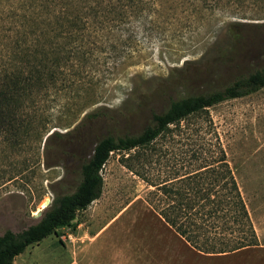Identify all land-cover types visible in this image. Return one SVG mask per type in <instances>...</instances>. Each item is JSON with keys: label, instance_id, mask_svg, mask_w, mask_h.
Listing matches in <instances>:
<instances>
[{"label": "rangeland", "instance_id": "rangeland-1", "mask_svg": "<svg viewBox=\"0 0 264 264\" xmlns=\"http://www.w3.org/2000/svg\"><path fill=\"white\" fill-rule=\"evenodd\" d=\"M243 4L247 16L240 20L251 24L242 43L229 38L224 28L232 19L220 14L209 18L211 28L195 23L197 16L182 9L168 21L162 13L151 15L138 26V42L131 49L140 52V59L114 77L102 72L108 64L92 74L103 87L99 104L89 111L101 107L104 118L79 125L86 112L71 97L69 108L56 106L50 112L60 126L54 130L70 135L52 139L48 147L28 143L9 159L0 146V235L37 224L55 198L73 193L82 164L101 139L138 135L172 101L222 90L264 67V0ZM34 6V0H0V64L7 63L20 20ZM171 130L139 150L138 158H129L137 151L112 153L102 171L100 199L69 226L29 246L14 264H264V88L210 107ZM212 145L224 151L259 244L227 256L193 250L154 211L150 193L155 187L136 174L161 182L180 168L179 175L192 171V151Z\"/></svg>", "mask_w": 264, "mask_h": 264}, {"label": "trees", "instance_id": "trees-1", "mask_svg": "<svg viewBox=\"0 0 264 264\" xmlns=\"http://www.w3.org/2000/svg\"><path fill=\"white\" fill-rule=\"evenodd\" d=\"M250 1L34 0L33 11L20 20L7 63L0 64L3 155L9 159L28 143L48 147L52 139L70 135L71 131L54 130L60 126L53 123L56 119L50 112L56 106L69 108L67 100L71 97L76 96L82 102L77 104L79 111L86 112L79 125L104 118L101 107L89 111L99 104L103 87L92 74L99 72L98 66L108 64L102 72L114 77L125 65H134L141 57L140 52L131 50L138 42L137 28L144 26L151 15L162 13L168 21L182 9L197 16L195 23L202 26L204 22L211 28L209 18L220 14L232 19L224 28L229 38L242 43L245 29L251 24L240 20L247 16L243 3ZM145 11L152 14L145 18ZM263 88L264 67L236 78L222 90L172 101L166 111L154 113L152 123L138 135L107 136L98 141L81 166V180L73 193L55 198L37 224L19 233L7 230L0 235V264H14L29 246L42 242L60 227L69 226L78 213L100 199L104 187L102 171L112 153L137 151L129 158H138L139 150L170 133L172 126ZM191 158L192 171L179 175L180 168L173 178L161 182L136 171L155 187L150 193L154 211L200 254L227 256L257 247L253 222L224 151L215 145L201 147L192 151ZM130 165L128 168H132Z\"/></svg>", "mask_w": 264, "mask_h": 264}, {"label": "water", "instance_id": "water-1", "mask_svg": "<svg viewBox=\"0 0 264 264\" xmlns=\"http://www.w3.org/2000/svg\"><path fill=\"white\" fill-rule=\"evenodd\" d=\"M44 203H45V205L48 206L51 203V200L47 199ZM41 213H42V211L40 210L36 215L39 216V215H41Z\"/></svg>", "mask_w": 264, "mask_h": 264}]
</instances>
